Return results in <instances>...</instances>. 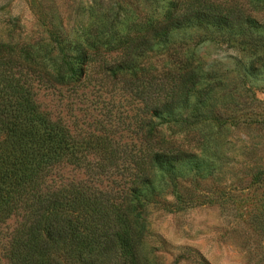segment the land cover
<instances>
[{
	"label": "rangeland",
	"instance_id": "obj_1",
	"mask_svg": "<svg viewBox=\"0 0 264 264\" xmlns=\"http://www.w3.org/2000/svg\"><path fill=\"white\" fill-rule=\"evenodd\" d=\"M168 1L0 0V40L27 44L44 61L56 54L60 39L71 53L84 35L112 45L134 22L137 27L161 15ZM215 1L236 3L241 19L225 29L175 28L138 60L155 81L179 62L189 86L169 115L178 121L152 118L146 126L193 155L172 176L152 171L144 249L160 264H264V0ZM98 77L74 88L41 86L36 99L76 131L103 125L134 140L139 131L128 125L129 117L141 121L149 114L136 112L140 99L132 86ZM80 178L81 170L71 165L49 177Z\"/></svg>",
	"mask_w": 264,
	"mask_h": 264
},
{
	"label": "trees",
	"instance_id": "obj_2",
	"mask_svg": "<svg viewBox=\"0 0 264 264\" xmlns=\"http://www.w3.org/2000/svg\"><path fill=\"white\" fill-rule=\"evenodd\" d=\"M240 12L234 2L169 0L161 15L137 27L134 22L112 45L84 35L71 53L60 39L56 54L44 61L27 44L0 40V264H160L144 249L152 171L172 176L193 155L146 126L152 118L178 121L169 115L189 86L179 62L155 81L138 60L175 28L225 29L241 19ZM92 74L134 89L136 112L150 116L129 117L128 125L139 131L134 140H122L103 125L76 131L36 99L41 86L74 88ZM64 165L85 178L49 179Z\"/></svg>",
	"mask_w": 264,
	"mask_h": 264
}]
</instances>
